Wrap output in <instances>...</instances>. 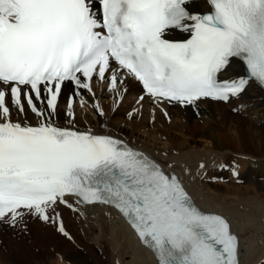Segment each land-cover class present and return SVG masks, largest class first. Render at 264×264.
<instances>
[{
	"label": "snow or ice",
	"instance_id": "1",
	"mask_svg": "<svg viewBox=\"0 0 264 264\" xmlns=\"http://www.w3.org/2000/svg\"><path fill=\"white\" fill-rule=\"evenodd\" d=\"M190 2L0 0V218L24 208L48 221L47 210L70 207L71 195L116 208L157 264H239L227 220L200 211L175 176L119 140L49 119L64 82L91 91L85 81L106 79L113 61L169 102H227L250 82L264 88V0H206L205 14L190 12ZM172 29L190 38L171 41ZM233 59L247 77L221 80ZM117 82L113 74L111 87ZM25 102L38 126L12 121L11 108L23 114Z\"/></svg>",
	"mask_w": 264,
	"mask_h": 264
},
{
	"label": "bare ground",
	"instance_id": "2",
	"mask_svg": "<svg viewBox=\"0 0 264 264\" xmlns=\"http://www.w3.org/2000/svg\"><path fill=\"white\" fill-rule=\"evenodd\" d=\"M190 6L193 14H203L209 9L203 0ZM117 69L112 65L105 73L106 79L94 76L91 81H85L91 91L64 83L50 122L60 128L110 136L154 161L166 175L176 173L204 212L219 215L230 223L241 248L240 264H264V94L261 90L249 83L242 94L227 103L201 100L182 107L149 98L129 75H121L123 71ZM113 74L118 81L115 88L109 83ZM222 74L233 79L246 75V68L232 60ZM69 98L73 99L71 110ZM36 104L45 110L46 103L36 101ZM232 109L240 110L241 114H234ZM11 119L33 127L39 122L26 104L23 114L11 108ZM162 153L166 155L163 157ZM233 171L238 173L236 179L231 177ZM65 199L72 209L57 203L54 210H47L50 219L37 223L42 227L51 223L53 215L62 216L67 233L63 237L83 246L77 235L81 231L87 247L96 244L103 253L87 259L82 253L68 251L64 260L71 261L70 264H157L151 251L139 243L109 206L84 205L72 197ZM21 213L15 220L10 214L0 218V232L3 225L13 227L25 218L34 220L30 211ZM50 236L65 244L63 238ZM89 249L92 251V247Z\"/></svg>",
	"mask_w": 264,
	"mask_h": 264
},
{
	"label": "rangeland",
	"instance_id": "3",
	"mask_svg": "<svg viewBox=\"0 0 264 264\" xmlns=\"http://www.w3.org/2000/svg\"><path fill=\"white\" fill-rule=\"evenodd\" d=\"M84 93L87 94V91ZM225 106H229V103ZM232 110L234 114H241V111L238 109ZM45 111H48L46 105ZM52 122L54 121L52 120ZM173 153L175 152L173 151ZM165 155L166 153H162L163 157ZM226 168L227 167L223 170L225 171ZM212 181L215 182L214 179ZM219 182H224V180L219 179ZM78 215L82 218L80 213H78ZM33 219L34 220L31 221L29 218H25L23 222L13 227L2 226L0 232V234L2 233L0 235V264H70L72 263L71 261L64 260L65 252L68 251L82 253L87 259L102 255L103 252L96 244L92 246L90 243L92 247V251H90L89 248L91 247H87L85 234L81 231H77V235L83 241V246L81 243L78 244V242L70 241L63 237V233L58 230L60 226L65 230L62 216H57V214L53 215L51 223H46V225H44L46 227H41L37 223L40 221L37 216H34ZM86 228L88 227L86 226ZM45 234H47V236H44ZM50 235L63 238L65 244H60ZM72 238L75 240L74 237Z\"/></svg>",
	"mask_w": 264,
	"mask_h": 264
}]
</instances>
